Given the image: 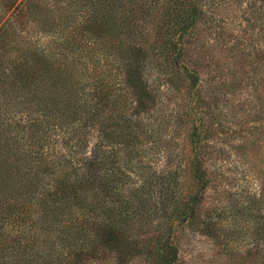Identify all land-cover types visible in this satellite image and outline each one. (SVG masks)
I'll return each mask as SVG.
<instances>
[{"label":"trees","instance_id":"1","mask_svg":"<svg viewBox=\"0 0 264 264\" xmlns=\"http://www.w3.org/2000/svg\"><path fill=\"white\" fill-rule=\"evenodd\" d=\"M214 1L0 0V264H178L179 227L208 237L222 264H264V171L235 207L249 222L238 238L215 208L201 213V127L184 154L179 109L159 114L171 75L197 78L187 60Z\"/></svg>","mask_w":264,"mask_h":264},{"label":"rangeland","instance_id":"2","mask_svg":"<svg viewBox=\"0 0 264 264\" xmlns=\"http://www.w3.org/2000/svg\"><path fill=\"white\" fill-rule=\"evenodd\" d=\"M214 2L217 4L213 7L214 14L202 22L198 45L191 50V59L187 60L189 70H194L197 78L183 80V77L171 75L173 85L161 84L159 114L166 119L179 109L178 116L182 120L176 124H181V128L178 134H174L180 149L185 147L184 154H190L188 135L191 125L201 127L198 141L206 146L201 150L207 161L208 179L212 183L206 192L201 213L205 209L207 214L209 209L215 208L223 218L219 226L222 229L230 226L235 236L246 239L245 230L249 225L246 211L240 208L243 216L235 218V207L240 201L247 204L249 194L258 191L259 181L255 175L264 171V1ZM203 9L208 10L206 7ZM151 48L158 57L161 56L158 43ZM162 59H152V70L147 76L155 79L158 70L154 66L157 60L162 62ZM168 70L171 71L170 68ZM163 72L168 79L164 68ZM194 80L197 81L194 83ZM168 87L173 92H169ZM188 111L190 116H187ZM175 119L166 120L169 128L162 132L165 141L172 135L168 131L173 128ZM196 119L200 122H195ZM160 148L150 149L143 157L144 161L152 159V168L146 166L147 162L145 164L148 176L163 165ZM138 159L136 156L133 161ZM138 170L141 173V167ZM178 172L181 188L187 191L192 186L189 171ZM175 243L178 264L224 263V255L200 231L179 227ZM241 248L244 252L246 245H241Z\"/></svg>","mask_w":264,"mask_h":264}]
</instances>
